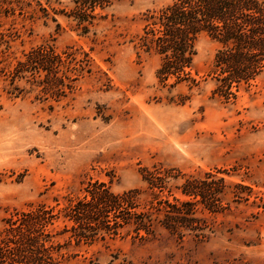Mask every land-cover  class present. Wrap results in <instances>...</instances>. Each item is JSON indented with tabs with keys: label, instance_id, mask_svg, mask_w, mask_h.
Masks as SVG:
<instances>
[{
	"label": "rangeland",
	"instance_id": "1",
	"mask_svg": "<svg viewBox=\"0 0 264 264\" xmlns=\"http://www.w3.org/2000/svg\"><path fill=\"white\" fill-rule=\"evenodd\" d=\"M39 1L49 17L35 4L0 8V235L15 211L43 204L59 213L90 181L122 193L146 189L143 167L195 177L221 171L229 207L207 215L214 231L207 239L156 227L148 238L126 234L72 247L64 264H264V73L236 101L214 96L209 72L218 44L204 36L193 65L198 86L162 87L159 57L138 38L144 14L176 0H118L87 34L64 15L69 1ZM43 44L91 58L92 73L58 102L24 81L17 96L7 77Z\"/></svg>",
	"mask_w": 264,
	"mask_h": 264
},
{
	"label": "trees",
	"instance_id": "2",
	"mask_svg": "<svg viewBox=\"0 0 264 264\" xmlns=\"http://www.w3.org/2000/svg\"><path fill=\"white\" fill-rule=\"evenodd\" d=\"M66 1L70 8L64 15L87 34L118 0ZM33 4L45 17L50 16L39 0H0L5 13ZM204 36L218 44L209 72L215 83L212 93L226 102L236 101L264 73V0H176L146 12L138 44L159 57L156 79L160 86H198L193 65L197 44ZM91 73L88 53L59 52L43 44L16 61L7 77L17 96L23 90L15 85L24 81L45 99L58 102ZM221 174L209 171L195 177L176 168L143 167L144 191L115 193L108 183L90 181L83 196L59 213L55 207L30 204L6 220L0 235V264H64L72 247L126 234L148 238L154 236L156 227L179 239H207L214 232L207 215L222 214L229 207L222 201L228 184ZM234 186L250 191L240 184Z\"/></svg>",
	"mask_w": 264,
	"mask_h": 264
}]
</instances>
